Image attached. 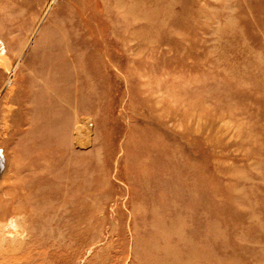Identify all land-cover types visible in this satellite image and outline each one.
Listing matches in <instances>:
<instances>
[{
  "label": "rangeland",
  "instance_id": "1",
  "mask_svg": "<svg viewBox=\"0 0 264 264\" xmlns=\"http://www.w3.org/2000/svg\"><path fill=\"white\" fill-rule=\"evenodd\" d=\"M63 35L103 108L74 162L9 149L0 264H264V0H0V104Z\"/></svg>",
  "mask_w": 264,
  "mask_h": 264
},
{
  "label": "bare ground",
  "instance_id": "2",
  "mask_svg": "<svg viewBox=\"0 0 264 264\" xmlns=\"http://www.w3.org/2000/svg\"><path fill=\"white\" fill-rule=\"evenodd\" d=\"M138 1L141 0H134V3ZM50 5L48 3L47 6ZM132 11L136 13L137 9L133 8ZM73 48L72 40L63 35L50 39L45 46L43 42L37 43L32 53L22 61L18 78L0 104L1 178L6 168L9 149L21 155L35 153L33 156L35 159H42L43 165V144H59L58 152L55 147L47 154L58 155L59 160H64L65 163L74 162L75 146L85 145L90 141V127L93 122L89 116L103 108V105L96 106L94 99L101 96L100 91L102 88L104 90L106 84H98L97 80L104 79L98 73V68L76 62L71 54ZM83 109L86 113L81 117ZM12 145H17V149L12 150ZM66 170L67 168L64 169ZM2 184L1 179L0 187ZM12 190L18 191L16 188ZM5 220L6 225H12L17 222V217L11 216ZM9 235L13 236L12 233Z\"/></svg>",
  "mask_w": 264,
  "mask_h": 264
}]
</instances>
